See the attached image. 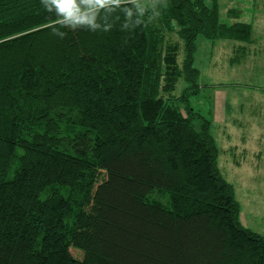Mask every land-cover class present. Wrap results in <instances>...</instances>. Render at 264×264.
<instances>
[{"label":"trees","instance_id":"1","mask_svg":"<svg viewBox=\"0 0 264 264\" xmlns=\"http://www.w3.org/2000/svg\"><path fill=\"white\" fill-rule=\"evenodd\" d=\"M141 6L61 39L41 0H0V264H264L190 106L197 39L243 58L252 27L218 0Z\"/></svg>","mask_w":264,"mask_h":264},{"label":"rangeland","instance_id":"2","mask_svg":"<svg viewBox=\"0 0 264 264\" xmlns=\"http://www.w3.org/2000/svg\"><path fill=\"white\" fill-rule=\"evenodd\" d=\"M218 9L223 23L251 25L255 44L240 58L239 42L197 39L194 62L202 89L190 106L210 122L217 168L233 188L240 224L264 236V0H218ZM183 86L179 82L177 94ZM222 97L225 107L219 109Z\"/></svg>","mask_w":264,"mask_h":264},{"label":"clouds","instance_id":"3","mask_svg":"<svg viewBox=\"0 0 264 264\" xmlns=\"http://www.w3.org/2000/svg\"><path fill=\"white\" fill-rule=\"evenodd\" d=\"M45 11L51 14V23L46 27L52 35L61 39L67 35V29L77 31L80 29L90 32H109L114 23H108L112 18L119 20L117 10L124 13L126 18H131L135 10L140 17L145 15V7L141 0H41ZM131 5L132 7H129ZM168 2L165 4V9ZM143 21H138V23Z\"/></svg>","mask_w":264,"mask_h":264},{"label":"crops","instance_id":"4","mask_svg":"<svg viewBox=\"0 0 264 264\" xmlns=\"http://www.w3.org/2000/svg\"><path fill=\"white\" fill-rule=\"evenodd\" d=\"M214 100L217 101L216 97H214ZM217 102H218V101H217ZM217 102H216V103H217ZM219 102H221L222 105L220 106V104L218 103V105L220 106V108H219V107H218V108H219V109H223V107H225V106H224V104H225V100H224V98L222 97V99H219Z\"/></svg>","mask_w":264,"mask_h":264}]
</instances>
